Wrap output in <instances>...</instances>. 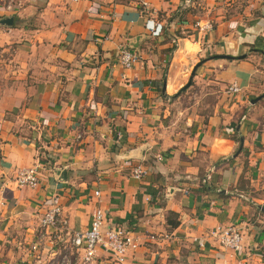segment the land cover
Returning <instances> with one entry per match:
<instances>
[{"label":"crops","instance_id":"1","mask_svg":"<svg viewBox=\"0 0 264 264\" xmlns=\"http://www.w3.org/2000/svg\"><path fill=\"white\" fill-rule=\"evenodd\" d=\"M5 16L0 264H58L95 206L103 229L141 244L122 263L101 251L91 264H264V0H0ZM123 50L138 55L130 68ZM32 164L39 184L19 187L15 172ZM51 204L67 223L43 231ZM230 224L242 227L237 252L208 237Z\"/></svg>","mask_w":264,"mask_h":264},{"label":"built area","instance_id":"2","mask_svg":"<svg viewBox=\"0 0 264 264\" xmlns=\"http://www.w3.org/2000/svg\"><path fill=\"white\" fill-rule=\"evenodd\" d=\"M82 1V0H79ZM94 1V0H88ZM8 13L15 11V5L8 3L5 6ZM196 25L200 29L209 30L212 24L209 21H196ZM163 25L161 22H152L150 25V33L158 34L161 32ZM138 55L131 50H123L120 53L119 60L124 68H130L137 61ZM241 86L237 83H232L227 91L230 93H238ZM117 136L121 137V133L117 132ZM160 158V156H159ZM132 176L136 179H141L148 170L141 164L137 163L132 166ZM15 181L19 187H36L39 184L38 165H25L18 168ZM207 179H203L206 181ZM99 191H95V195H99ZM90 225L87 229L74 231L70 235L69 243L74 248L75 261L79 264H91L99 252H105L116 263H122L127 258V253L130 250H135L140 246L141 242L138 235L132 233L131 230L115 226L109 229H103L105 214L99 206H95L91 213ZM62 208L59 204H51L43 215L39 218V228L43 231L54 227L57 223L66 224L67 220L62 217ZM168 239V234L155 233L149 234L150 239ZM208 237L215 239L224 248H228L233 252L240 249L242 239V227L238 224H230L228 226H216L208 232ZM192 241L199 247L205 245V239L200 236H193ZM39 242L32 243L33 249H36ZM59 258L58 264H72V257L65 252Z\"/></svg>","mask_w":264,"mask_h":264},{"label":"water","instance_id":"3","mask_svg":"<svg viewBox=\"0 0 264 264\" xmlns=\"http://www.w3.org/2000/svg\"><path fill=\"white\" fill-rule=\"evenodd\" d=\"M0 24H1V25H5V26H11V25L13 24V16H5V17L0 18ZM243 56H244V53L238 55V57H243ZM221 57H224V58H230L231 56L224 55V56H221ZM197 65H198V63H196V64L194 65V67L192 68V71H191V73H190L189 79H188V81L186 82L187 84H186L183 88H181V90H183V89H185V88H188V87H190V86L192 85L191 82H192V78H193V76H194V74H195V69H196ZM181 90H180V91H181ZM260 97H261V96H258V97H256V98L252 99V100H251V103H254V102H255L256 100H258ZM239 141H240V142H239V148H238L237 153H238L239 150L241 149V146H242V143H243V137H242L241 135H240V137H239ZM62 174L65 175V172H63ZM206 186H207V184H206ZM259 208H260L261 210L264 211V206L259 205Z\"/></svg>","mask_w":264,"mask_h":264},{"label":"trees","instance_id":"4","mask_svg":"<svg viewBox=\"0 0 264 264\" xmlns=\"http://www.w3.org/2000/svg\"><path fill=\"white\" fill-rule=\"evenodd\" d=\"M15 17V16H14ZM236 141H238V139L236 138ZM179 214L176 212H172L170 211L168 216L166 217V224L172 228L177 227L179 224V218H178Z\"/></svg>","mask_w":264,"mask_h":264},{"label":"rangeland","instance_id":"5","mask_svg":"<svg viewBox=\"0 0 264 264\" xmlns=\"http://www.w3.org/2000/svg\"><path fill=\"white\" fill-rule=\"evenodd\" d=\"M0 64H2V61H0ZM2 78H3V77H2V72H1V69H0V81H1ZM261 214H262V216H264V213H261ZM70 256H71L72 259H73V263H72V264H79V263H77V262L75 261V252H74V251L70 253Z\"/></svg>","mask_w":264,"mask_h":264}]
</instances>
